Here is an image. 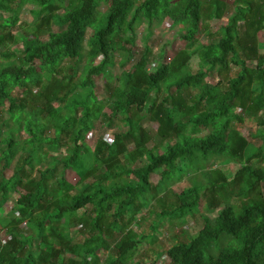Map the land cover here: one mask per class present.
Instances as JSON below:
<instances>
[{"label": "trees", "instance_id": "1", "mask_svg": "<svg viewBox=\"0 0 264 264\" xmlns=\"http://www.w3.org/2000/svg\"><path fill=\"white\" fill-rule=\"evenodd\" d=\"M26 5L36 6L33 21L19 23ZM165 20L186 46L148 71L149 46L134 58L136 26L152 34ZM262 31L264 0H0V210L23 192L14 218L0 219L8 237L0 239V264H156L132 260L159 225L150 235L134 226L152 212L160 222H184L200 205L203 227L156 252L164 264H264V130L240 134L246 117L264 127ZM201 34L208 42L193 71ZM117 53L132 67L99 101L94 80L111 88ZM99 122L111 143L96 134ZM220 163L237 166L233 178ZM67 168L77 184L63 176ZM206 168L209 180H195ZM189 176L191 187L171 191ZM168 193L174 202L162 200ZM150 200L152 212L139 217Z\"/></svg>", "mask_w": 264, "mask_h": 264}, {"label": "rangeland", "instance_id": "2", "mask_svg": "<svg viewBox=\"0 0 264 264\" xmlns=\"http://www.w3.org/2000/svg\"><path fill=\"white\" fill-rule=\"evenodd\" d=\"M227 4H230L234 0H224ZM35 5H26L22 8L21 14L19 16V23L20 22H26L31 23L33 21V9L35 8ZM107 7L106 5H101L99 8L100 14L102 15L105 13ZM11 13H1L2 17H10ZM19 23L15 26L18 27ZM220 24V21H212L211 26L212 28H216ZM19 30L14 31V34H16ZM54 31L58 32L60 29L58 27H54ZM149 30L146 28V25L144 24H138L136 26L135 30V39H134V48L135 50V56L134 58H138L141 53L144 51V48L146 46H149L151 48V55H150V65L148 66V71H154L157 69L158 65L160 63H170L171 60L175 57V55L181 50L184 49L186 46V43L182 41L179 37H177L178 29L171 27V22L169 20H165L159 27H157L152 34L148 33ZM92 35V31L89 30L88 37ZM260 41H261V48L262 52H264V31H262L260 34ZM196 45L193 46L192 52H193V62H192V69L193 71L200 70V62L204 58V53H202L201 50H197L199 45L203 42L207 43L208 40L206 39L204 34H201L198 36ZM8 49H11L12 52H17L18 54L22 50V45H10ZM5 48L3 46H0V51H4ZM125 54H116V58L114 60L115 64L112 65L109 70L113 77V84L111 88L107 86L106 79L102 76L95 78V94L98 97L99 101L105 99L108 97L115 85H118L120 82V77L123 71L130 70L132 67L133 62L131 61H125V67H122L121 62L125 59ZM139 55V56H138ZM101 58H98L96 61V64L99 63V60ZM254 64V63H251ZM87 67V66H86ZM84 65L79 66V77L84 74L85 68ZM206 82L209 84H214L216 81L211 76H208L206 78ZM107 112H110V110L106 109ZM123 113V110H121V115ZM236 113H240L239 110H237ZM97 126V127H96ZM96 127V134L99 133V135L103 136L108 142H112L113 136L112 135H105L103 134L105 130H107V127H102L101 123L97 124ZM155 128L157 127V124L155 123ZM258 130H264V127L257 126L256 124L252 123L249 118H245V121L243 122V126L240 128V134L245 136L248 139H251V133H256ZM207 131L200 132L199 135L206 134ZM94 136L92 131L87 134L86 136V142L92 146L94 141ZM256 138H253L252 140H255ZM53 163L46 162V166H51ZM11 166L13 164H10ZM9 165L8 170L6 171L7 177H10L13 173V169ZM215 167V166H214ZM216 167H220L221 171L225 172L227 175H229L231 178H233L234 173L237 169V166L234 164H217ZM209 169H202L195 175V180H209L210 175L208 174ZM63 176L66 178V180L72 184H77L79 181V176L77 173L70 168H67L63 171ZM134 176H130L129 179H133ZM161 177V172H157L153 178L152 181L156 184ZM192 177H185L181 181L174 184L170 189L171 191L180 194L183 190L191 187L192 183L190 181ZM20 193H23L22 190H20ZM19 192H15L13 195H11L10 199L7 201V203L4 205V207L0 210V219L5 221L6 223L10 222L14 218V212L13 209L15 208L18 200L20 199ZM262 193L264 195V182L262 183ZM161 197L166 196L165 198H162V200L168 201V202H174L175 197L172 193H168V195L161 194ZM237 198V197H235ZM239 198L235 199L234 201H238ZM155 205L154 200H150L149 204L145 207H143L139 214V217H148V213ZM199 213H195L193 215H190L188 217H185L184 222L180 220H173L171 221L170 218H165L163 221L160 222V220L157 218L156 215L151 213L152 220H146L143 221L142 225H136L134 226L135 229L139 231L140 234L143 232L149 233L150 226L154 223V225H159L158 230L153 233V237L155 239L154 242H151L149 240L145 241V244L142 245V248L139 250L137 257H134L132 262L137 261L138 259L150 263L155 262L156 264H164L167 260L166 255L158 256L155 254L156 252L167 250L171 245L177 242H188V240L197 234V232L203 227L204 221L202 219V215H205V210H203V205H200L198 208ZM0 239L4 242L8 240V237L4 232L0 234ZM215 253V249L212 245H210L208 254ZM109 253L103 254L101 253V259L105 261L108 259Z\"/></svg>", "mask_w": 264, "mask_h": 264}]
</instances>
